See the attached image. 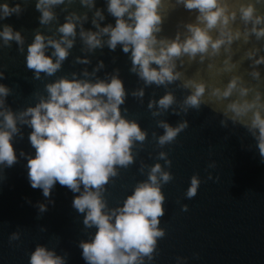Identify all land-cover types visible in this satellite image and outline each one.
<instances>
[{
    "label": "water",
    "instance_id": "95a60500",
    "mask_svg": "<svg viewBox=\"0 0 264 264\" xmlns=\"http://www.w3.org/2000/svg\"><path fill=\"white\" fill-rule=\"evenodd\" d=\"M37 2L0 0L20 8L19 13L0 19V31L7 25L21 37V42L0 38V85L8 89V94L0 97V111L13 113L18 129L11 139L16 162L11 167L0 165V264H30L37 247L53 252L64 264H87L80 245L90 242L97 229L85 226V214L73 207V199L80 193L58 182L47 197L42 189L31 187L27 163L35 155L29 141L32 129L23 122L28 117H20L47 99L46 86L62 78L94 83L108 82L113 76L122 81L126 93L120 105L122 118L137 123L146 135L144 141L133 142L132 163L115 166V175L99 190L104 211L121 207L140 183L148 181L155 165L171 176L165 183L157 174L164 196V215L158 228L164 235L156 239L151 259L141 257L142 264H264V156L255 130H250L252 112L234 118L228 109L233 102H254L257 107L253 111L264 116V108L259 107L264 105V63H255L264 57V37L256 38L251 32L253 24H245L240 12L242 6L252 5L254 15L264 17V0H221L229 13H235L230 28L239 31L240 37L221 45L218 54H204L203 59L200 54L191 59L187 55L176 58L174 72L179 78L161 85L146 84L133 72L131 52H123L120 44L110 49L107 35L100 36L101 47L91 50L81 38L82 30L98 31L94 19L100 28L115 26L108 0H93L91 7L81 0H64L50 8L53 19L48 23H41ZM97 11L103 20L95 15ZM158 14V41L171 42L179 36L183 42L190 36L189 25L202 27L197 21L198 11L186 9L177 0H161ZM73 15L78 19L73 21L76 35L69 37L73 46L68 56L53 75L41 72L37 77L35 70L27 67L28 47L37 34L59 41L63 35L59 27ZM256 27L264 28V24ZM211 35L213 40L219 37L216 30ZM53 51L47 47L45 55L51 56ZM52 59L55 62L54 56ZM83 60L88 63L79 62ZM254 72L259 75L253 76ZM236 78L237 88L230 96L213 95L216 89L226 90ZM189 81L205 87L198 107L185 103L195 90ZM241 88L248 90L247 95H240ZM140 91L143 96L134 94ZM167 94L172 95L173 103L161 108L158 101ZM162 124L173 129L182 124L186 127L161 145L159 139L165 134ZM193 179L198 181L196 195L188 198Z\"/></svg>",
    "mask_w": 264,
    "mask_h": 264
},
{
    "label": "clouds",
    "instance_id": "9594fccd",
    "mask_svg": "<svg viewBox=\"0 0 264 264\" xmlns=\"http://www.w3.org/2000/svg\"><path fill=\"white\" fill-rule=\"evenodd\" d=\"M64 0H38L36 8L41 11V23H48L53 19L50 8L62 4ZM188 10H197V21L201 26H188L190 36L180 42L179 36L174 41L157 40L156 33L160 32L161 16L158 6L161 0H108V12L115 18V26L108 25L100 28L96 20L93 24L97 32H80L81 38L89 50L101 47V35H107L108 47L114 50L117 44L122 46L125 53L131 52L132 71L136 72L146 84L157 85L171 83L179 78L174 72L175 59L187 55L190 59L204 54H218L221 45L231 44L241 35L233 32L230 23L235 20V13H229L226 4L221 0H177ZM82 4L92 6L93 0H81ZM19 5L9 7L7 3H0V19L19 13ZM241 19L245 24L251 22V32L257 39L264 37V28L257 25L264 24V17L254 15V7L248 5L240 9ZM100 20L104 17L99 11L95 14ZM67 22L59 27L62 33L59 41L47 39L37 34L34 42L28 47L26 57L27 67L35 70L37 77L41 72L51 76L61 66V62L68 56V49L73 46L69 37L76 35L74 20L70 16ZM216 30L219 37L213 40L212 31ZM245 33V40H247ZM0 38L5 42L16 40L21 42L19 33H14L10 26L0 31ZM54 49L51 56L45 55V49ZM211 49V52H209ZM252 53H249L251 57ZM54 56L55 62H53ZM88 63L87 60L79 61ZM255 63H264V57ZM155 65L156 67H152ZM102 63L100 67H102ZM88 75L87 72L84 73ZM253 73V76H258ZM237 79H233L226 90L213 91L217 98L228 97L237 88ZM194 94L185 103L198 107L200 97L205 87L195 85ZM186 84V86H188ZM47 99H42L35 107L27 109L21 114L23 120L32 132L29 141L35 149V155L28 158V178L32 188L42 189L45 197L58 182L66 186L73 193H80L73 199V207L83 213V223L97 229L90 242L80 245L82 256L87 264H142V256L151 254L156 246V239L163 237L164 232L158 228L159 218L164 215V196L160 191L159 180L168 182L171 176L162 172L159 164L151 169L148 181L140 183L118 209L105 212V203L100 198L99 190L108 182L110 176L115 175L114 167L127 166L132 163L131 148L134 141H144L145 133L135 122L122 118L120 105L124 103L125 90L122 81L113 76L110 81L77 80L75 78L60 79L46 86ZM247 89L241 88L240 95H247ZM8 89L0 85V97L6 96ZM143 96V92L134 93ZM260 97L257 94L256 100ZM161 108L167 109L173 103L170 94L159 101ZM3 101L0 100V105ZM152 104H149V108ZM256 103L233 102L228 109L234 118H241L251 111L250 130L258 140L261 156H264V116L259 111H253ZM264 108V105H259ZM0 165L11 167L16 162L11 139L17 129V117L10 111H0ZM165 134L160 137L161 145L172 141L186 124L178 128H171L167 124L161 125ZM258 133V135H257ZM163 158V153L161 154ZM81 185L83 191H81ZM198 181L193 179L187 192L188 198L196 195ZM43 210V208H41ZM183 210H187L184 206ZM30 264H64L62 258L43 247H37L30 257Z\"/></svg>",
    "mask_w": 264,
    "mask_h": 264
}]
</instances>
